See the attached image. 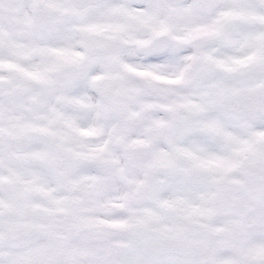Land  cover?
<instances>
[{"label": "snow or ice", "instance_id": "1", "mask_svg": "<svg viewBox=\"0 0 264 264\" xmlns=\"http://www.w3.org/2000/svg\"><path fill=\"white\" fill-rule=\"evenodd\" d=\"M0 264H264V0H0Z\"/></svg>", "mask_w": 264, "mask_h": 264}]
</instances>
